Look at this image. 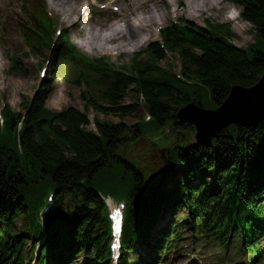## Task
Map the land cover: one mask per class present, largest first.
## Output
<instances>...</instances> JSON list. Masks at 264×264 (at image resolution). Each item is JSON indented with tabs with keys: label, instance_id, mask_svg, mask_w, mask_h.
Masks as SVG:
<instances>
[{
	"label": "trees",
	"instance_id": "16d2710c",
	"mask_svg": "<svg viewBox=\"0 0 264 264\" xmlns=\"http://www.w3.org/2000/svg\"><path fill=\"white\" fill-rule=\"evenodd\" d=\"M230 1L241 7L243 19L255 27L258 43H264V0ZM38 15L34 31L26 35L33 52L42 50L52 27L43 8ZM230 35L228 25L172 23L162 30L163 45H148L133 59L128 73L115 70L104 58L79 56L66 39L58 58L80 59L74 83L82 86L86 82L94 93L89 98L84 93V99L97 113L118 121L95 118L96 130H91L88 112L74 106L51 111L47 105L52 85L46 83L33 97L24 98L21 112L26 114L4 108L5 126L0 124V263L21 253L17 248L24 244V234L16 235L13 226L18 214L27 236L40 240L43 230L36 223V213L50 189L57 194L49 219L52 239L74 242L75 249L79 245L76 252L86 246L100 262L107 251L108 220L102 198L106 195L132 199L124 230L127 245L148 228L152 211L174 203L185 210L181 228L191 225L196 235L203 234L211 244L225 248L241 240L260 254L264 121L256 126L231 125L203 146L191 145L192 127L181 128L185 139L175 132L166 133L168 128H180L176 112L181 106L195 102L216 107L234 85L251 86L263 75L264 51L254 47L257 44L238 47L229 40ZM169 52L179 54L184 80L160 64ZM132 92L142 98L150 120L126 121L141 113L139 105L124 102ZM160 135L174 138L165 159L167 168L151 182L150 172L128 156V146L141 137ZM182 171L181 183L169 188L168 178ZM176 224L172 222L166 231L173 240L181 238ZM123 259L126 261L124 254Z\"/></svg>",
	"mask_w": 264,
	"mask_h": 264
},
{
	"label": "rangeland",
	"instance_id": "374dc122",
	"mask_svg": "<svg viewBox=\"0 0 264 264\" xmlns=\"http://www.w3.org/2000/svg\"><path fill=\"white\" fill-rule=\"evenodd\" d=\"M58 0H47V8L50 11V15L55 19V40L58 41L60 38L59 31L68 33L71 40L78 47L81 53H84L90 57H110L111 60L119 67L131 65L132 59L134 56L140 52L145 46L152 40L159 39L160 35L158 29L161 26H166L173 21H179L180 19H188L199 25H205L207 21L212 23H230L232 29L231 39L234 43L239 46H249L255 42V31L254 27L241 19L239 16L241 8L238 5H235L228 0H211L214 2V9L208 10L207 12L201 11L197 13L188 14L185 9L182 8L181 1L183 0H169L170 5L161 7L165 9L168 13L171 10L178 9L177 13L170 14L164 21L157 24L152 33H149L146 37V40L139 45L128 46V51L121 52L120 54H109L103 53L100 50H96L94 53L84 52L80 48V43L85 38V29L83 28L68 25L65 21L62 23L63 19H68L69 17V7L71 5L82 4L86 9V14L88 20L84 22V26L91 22L101 21L105 25H111L113 22L117 21L119 16L115 13L114 8H126L129 0H104V3L97 4L96 0H63L65 2L64 6L60 8V12L54 11L51 8V4ZM61 1V0H60ZM159 2V0H154ZM23 4L21 0H0V109L9 104L13 107L15 111H23L22 103L24 98H31L36 92L40 83L43 80H51L54 85V92L48 100V109L51 111H61L70 106H76L81 110L88 111L90 115L91 124L88 126L91 130H96L95 127V118L112 120L114 122L118 121V118L113 116H106L100 113H97L92 106L86 105V101L82 97L83 87L74 85L71 80L73 76L69 74V79H65L62 75L54 77L56 66L54 64V54L52 50L45 48L43 50V56H36L35 54L29 52L24 38L22 35V29L20 25H28L29 21L25 17V13L20 14V7ZM108 7V9H104ZM64 8L66 11H64ZM89 8V9H88ZM128 9V6H127ZM20 15V16H19ZM234 19V20H233ZM18 21H20L18 23ZM158 28V29H156ZM254 47L264 51V43L260 42ZM89 50V48H88ZM131 51V52H129ZM13 58H17L20 61L21 74L18 72H12L14 67ZM160 64L167 69H171L175 74H178L182 68L181 61L179 56L175 54H168L167 59H164ZM47 67V77L42 78L40 75V70L42 67ZM70 67V66H68ZM125 103L127 104H137L140 109L143 110L138 116H128L126 121L128 123H134L137 121L139 115L142 117H147L145 112L144 103L142 98H140L135 93H129L126 97ZM165 144L166 141H163ZM146 152L152 154V156L159 155V148L152 150L150 144L145 145ZM183 174H177L172 179L169 185H174L176 180H179ZM168 185V186H169ZM174 211L170 207L166 212L159 217L158 221H161V224L169 222L173 218ZM182 211H178L177 216L180 217ZM153 230L155 233L160 231V228H156V223L153 225ZM152 230V234H153ZM182 240V248L176 249L172 256H169L167 260H164L162 264H212V261L209 262H200L202 261V253L207 255L208 258L210 253H213L214 256L219 257L221 251L218 250H194L192 248L196 242L191 238L190 230L184 232ZM153 244L152 241L150 244L141 246L137 244V250L134 253H130V257L138 256L139 254L145 257L138 258L137 264H150V257L153 256ZM31 243L27 244V251L30 254ZM54 255V254H53ZM52 255V262L54 256ZM212 255V257H214ZM83 255H79L76 258V263L74 264H84ZM215 262V260H214ZM22 264H28L26 262ZM90 264V263H89Z\"/></svg>",
	"mask_w": 264,
	"mask_h": 264
},
{
	"label": "bare ground",
	"instance_id": "6f19581e",
	"mask_svg": "<svg viewBox=\"0 0 264 264\" xmlns=\"http://www.w3.org/2000/svg\"><path fill=\"white\" fill-rule=\"evenodd\" d=\"M64 4L63 0H58L51 4V8L60 12ZM162 5L168 6L170 1L131 0L128 9H123L117 21L111 25L96 21L84 26V22L88 20L86 9L82 4H76L69 7V17L63 19L62 23L66 21L68 25L85 29V38L80 43V48L84 52L94 53L100 50L103 53L120 54L128 51V46L136 48L146 40L157 24L178 11V9L171 10L168 13L161 7ZM180 5L188 14L214 9V2L211 0H183ZM64 11H66L65 8Z\"/></svg>",
	"mask_w": 264,
	"mask_h": 264
},
{
	"label": "water",
	"instance_id": "95a60500",
	"mask_svg": "<svg viewBox=\"0 0 264 264\" xmlns=\"http://www.w3.org/2000/svg\"><path fill=\"white\" fill-rule=\"evenodd\" d=\"M177 117L181 124L195 126L198 144L209 141L231 123L253 125L264 119V74L251 87L234 86L229 97L215 110L188 104L178 111Z\"/></svg>",
	"mask_w": 264,
	"mask_h": 264
}]
</instances>
